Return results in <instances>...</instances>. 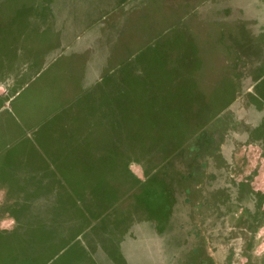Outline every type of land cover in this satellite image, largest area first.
<instances>
[{
	"label": "rangeland",
	"instance_id": "obj_1",
	"mask_svg": "<svg viewBox=\"0 0 264 264\" xmlns=\"http://www.w3.org/2000/svg\"><path fill=\"white\" fill-rule=\"evenodd\" d=\"M0 264H264V0H0Z\"/></svg>",
	"mask_w": 264,
	"mask_h": 264
},
{
	"label": "trees",
	"instance_id": "obj_2",
	"mask_svg": "<svg viewBox=\"0 0 264 264\" xmlns=\"http://www.w3.org/2000/svg\"><path fill=\"white\" fill-rule=\"evenodd\" d=\"M47 259H48V258H47ZM47 259H46V260H47ZM46 260H45V262H46ZM48 260H49V259H48Z\"/></svg>",
	"mask_w": 264,
	"mask_h": 264
}]
</instances>
